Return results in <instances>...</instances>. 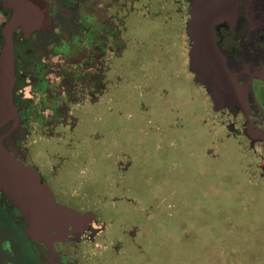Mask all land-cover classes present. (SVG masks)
Listing matches in <instances>:
<instances>
[{"label":"rangeland","instance_id":"374dc122","mask_svg":"<svg viewBox=\"0 0 264 264\" xmlns=\"http://www.w3.org/2000/svg\"><path fill=\"white\" fill-rule=\"evenodd\" d=\"M46 1L66 39L54 59L65 58L66 91L51 104L66 109L19 132L27 163L58 196L60 186L77 190L79 211L97 212L114 264H264L261 158L229 135L228 114L194 81L184 21L171 26L166 0H89L80 22L71 0ZM12 14L0 5V31ZM58 32L36 33L18 55L42 59ZM88 57L98 74L72 91ZM35 245L0 207V264L39 263Z\"/></svg>","mask_w":264,"mask_h":264},{"label":"flooded vegetation","instance_id":"af4514ba","mask_svg":"<svg viewBox=\"0 0 264 264\" xmlns=\"http://www.w3.org/2000/svg\"><path fill=\"white\" fill-rule=\"evenodd\" d=\"M195 1H164L166 10L171 14L173 13L171 26L176 28L180 20L186 24L185 31L189 43V69L193 76L195 75L191 70L192 58L190 55L193 40L189 35L188 26L191 19V9ZM234 1L236 4V14L216 25V43L224 55L228 71L247 90L248 115L245 113L246 108L229 94L219 89L217 100L215 101L208 86L202 85L210 96L212 107L222 113L228 114L229 118L227 120L229 121L226 122L225 126L229 130V135H234L238 138L240 144L244 143L246 149L250 151L254 150L257 156L261 158L259 167L262 175H264V104L258 94V89L262 87L264 90V0ZM71 2H74L75 20L77 22H80L82 12L91 13L92 4L89 0H71ZM25 3V15L27 19L29 20L32 17L31 14L28 15L30 7L29 11L33 15H40L41 24L38 26L29 25L28 23V26L22 23L13 32L16 58L15 71L26 73L28 81L22 90L17 91V99L20 98L22 92L21 104L25 103V100L26 102L29 100L30 115L26 117V123H24L25 117L19 112V123L14 129L15 137L13 138L15 139L12 138L10 144L12 147L17 148L19 154L17 158L28 164L26 159L31 157V146L28 143L25 144L24 140L19 136V132L26 129V132L29 134L30 131L34 130V127L40 128L38 122L46 121V119H43L45 111L59 112L62 109H66L65 106H53L51 102L60 95V92L64 91L65 87L62 81L67 75H62L61 72V60L65 58L62 56L60 60H54L56 57L59 58V55H62L61 53L63 52L61 50L65 48L66 39L63 38L65 34L60 30V23L52 15L53 9L50 8V4L46 0H25ZM83 4L87 6L84 8ZM56 29L59 31L56 38L57 42L50 47L42 59L36 60L32 56L18 55V51L16 53V50L21 51L24 49V42L29 41L36 33L53 34L54 30L56 32ZM28 30L31 31L29 36L26 34ZM79 47L83 51L86 50L85 47ZM86 58L82 62L83 67L81 69L78 66L77 69H74L72 75L74 81L71 85L75 81H79L81 84L86 73L92 76L98 74L97 71L91 69L92 57H88V62ZM39 84L41 86L38 91L36 86ZM95 84V81L90 83V88L96 87L97 85ZM71 87L73 91V85ZM27 88H30L31 94L29 95L26 93ZM82 89H87V87L82 86ZM69 95L71 96V93ZM34 119L37 121L34 122ZM27 137L26 140L28 142L29 139ZM36 169L40 173L42 180L49 184L53 190L58 203L73 207L79 211L72 204L74 199L79 198L77 190H70L66 189L67 187L60 186L58 188L62 195L58 196L52 183L44 179L40 169ZM59 177L60 174L54 168L51 169V178L58 180ZM0 207L9 211L11 217L25 230L27 222L22 212L9 199L3 197L1 193ZM80 212H92L95 215L88 227L82 232H73L66 237H58L57 233L53 232L48 240H35L33 237L28 236L36 244L35 252L39 261L36 264H114L118 262L119 256L115 255L113 258L106 244L99 243L98 238L102 235L104 236V240H109V230L106 229V233L102 234L100 225L95 226L94 221L97 218V212L94 209H86ZM109 254L111 255L110 259Z\"/></svg>","mask_w":264,"mask_h":264},{"label":"water","instance_id":"95a60500","mask_svg":"<svg viewBox=\"0 0 264 264\" xmlns=\"http://www.w3.org/2000/svg\"><path fill=\"white\" fill-rule=\"evenodd\" d=\"M9 1L13 14L2 28L4 43L0 53V122L5 124L10 119L15 121L0 136V190L22 212L27 222L25 233L28 236L35 240H48L55 232L58 237H66L73 232L84 231L95 215L92 212L81 213L73 207L58 203L53 190L42 180L38 170L14 156L4 145V139L19 123V113L13 99L17 79L13 32L22 23L41 24L40 15H33L29 11L30 7L28 15L32 17L27 19L25 0ZM235 14L234 0L194 2L188 26L193 40L190 49L191 70L196 82L208 86L215 101L220 89L243 105L248 115L247 90L228 71L224 55L216 43V25ZM30 33V30L26 31L27 36Z\"/></svg>","mask_w":264,"mask_h":264},{"label":"trees","instance_id":"16d2710c","mask_svg":"<svg viewBox=\"0 0 264 264\" xmlns=\"http://www.w3.org/2000/svg\"><path fill=\"white\" fill-rule=\"evenodd\" d=\"M0 5L3 8H8V7L12 8L9 0H0ZM3 43H4V37H3V34H2V30H1L0 31V53H1V50H2ZM17 51L20 53L19 50H16V53H17ZM15 73L17 75L16 76L17 80H16V84H15V88H14L13 99H14V103H15V106H16L17 110L19 109L18 113L20 112L22 114V116L25 117L24 118V123H26V119H27L26 117L30 115L29 103H28L29 100H27V102L25 100V103L21 104V100H22L21 95H23V93L21 92L20 98L17 99V91L22 90L23 87L27 85V83H28L27 76H26V73H18L17 71H15ZM40 86H41L40 84L36 86L38 91L40 90ZM14 121H15L14 119H10L5 124H1V122H0V136L2 134L6 133L11 128V126L14 123ZM24 130H26V129H24ZM13 137H15V130L11 133V135H8L4 139V145L7 146V148L13 153V155L17 157V156H19L17 148L14 147V146L12 147V145L10 144V141H11V139ZM13 139H15V138H13ZM0 193L3 195V197L7 198V196H5V194H3V192L1 190H0Z\"/></svg>","mask_w":264,"mask_h":264}]
</instances>
